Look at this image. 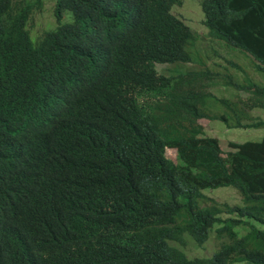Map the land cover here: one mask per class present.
Listing matches in <instances>:
<instances>
[{
  "label": "trees",
  "instance_id": "obj_1",
  "mask_svg": "<svg viewBox=\"0 0 264 264\" xmlns=\"http://www.w3.org/2000/svg\"><path fill=\"white\" fill-rule=\"evenodd\" d=\"M45 1L0 0V77L21 97L0 104L13 128L0 122V177L28 165L14 149L18 138L52 146L58 170L43 165L33 170L43 178L28 175L30 187L0 194V225L38 217L17 246L0 251V264H264V137L232 143L239 150L226 159L217 138L204 148L196 139L220 82L249 93L241 99L249 109L264 108V0H198L205 35L236 54L197 69L185 64L203 62L188 48L200 35L174 13L183 0H56L59 25L32 35ZM158 62L185 70L159 73L150 64ZM232 106L215 117L264 128V120L244 124L248 111ZM36 112L47 125L29 120ZM103 125L121 128L108 136ZM223 186L242 202L194 192ZM54 220L56 238L46 225ZM222 236L211 256L195 249Z\"/></svg>",
  "mask_w": 264,
  "mask_h": 264
},
{
  "label": "clouds",
  "instance_id": "obj_2",
  "mask_svg": "<svg viewBox=\"0 0 264 264\" xmlns=\"http://www.w3.org/2000/svg\"><path fill=\"white\" fill-rule=\"evenodd\" d=\"M46 1H45V4H46ZM55 2H56V0H55ZM44 8H45V6H43L41 11H43ZM41 11H38V12H41ZM38 12H35L33 14V17ZM52 16H53L54 21L49 23V25H46L43 28V30L38 35H40L44 30H47V29L53 30L59 25L58 24V20H57V18L55 16L54 8H53ZM201 20H202V17H201ZM30 23L28 25L29 30H30V27H29ZM201 25L203 26L202 23H201ZM190 27L193 30V32H196V29H195L194 26H192L190 24ZM204 27L207 30V27L205 25H204ZM31 34L33 35L32 32H31ZM211 39H213V38H211ZM213 40L217 41V47L212 45L210 47L209 52L202 53L200 51L197 52L195 49H193L194 43L196 41L193 42L192 46L189 45V47H188L189 49H191L195 53V56L203 55V57H202V61L203 62L198 64L200 68H203V67L204 68L205 67L217 68L216 66H218V65H220L222 63H227V61L232 60L233 57L236 54L235 50L230 49V48L226 47L224 44H222L223 41H221L219 39H213ZM210 52L212 54H209ZM210 57H214V60L211 61V63H209V61H210L209 58ZM150 64H151L152 67L156 68L159 73H164L165 72V73L168 74V73H170V70H174V69L182 70L183 69V66L179 67L178 64H165V63H159V62L155 63V64H152V63H150ZM187 64H194V62L192 61V62L186 63L185 65H187ZM160 66H164L166 69L165 70H161ZM222 69L223 68L220 67V71ZM233 71L236 72L235 70H233ZM262 83L264 85V82H262ZM218 85L222 86L225 89L227 87H230V86H225L222 82H220V83L214 85L213 87H211L210 90L212 91L213 94H214L213 88L218 86ZM18 87L19 86L15 82H14V84H11L10 82H7L5 79L0 77V104H2L3 107L7 105V103H3V102L9 101V99L12 96H16L17 99L21 98L15 91V89L18 88ZM225 89L221 90L220 92L225 91ZM234 89H236V88H234ZM236 90H237V92H236V94H234L235 96L233 97V95H232L230 98L229 97H221L220 94L219 95L214 94V95H216L217 98L216 97L209 98L208 99V105L206 107L207 111L210 113L209 114L210 117L197 118V123L201 126V131H199L197 133V135H196V139L198 141V144L200 146H203V148H204V147H206V145L204 143L209 138H217L219 140V146H220V149H221V154L220 155L224 159L229 157V153H236L239 150V148L234 146L232 143H236V142L241 143V142H246V141H239L238 139H236V140H231L230 139L229 140V146H230L231 150H229L226 153H224V151H223V149L221 147V139L219 137L215 136L214 134L208 133L206 128H205V126L202 123H200L201 120L208 119L209 121H213V122H215V120L222 121L221 118H219V117L221 115H223V114H226V113H227V115L230 114L232 112V109H233V106H232L233 103H238V108L240 107L241 109H244V110L248 111L249 114H248V117L243 121L244 124L253 123V122L258 121V120H264V118H262V117H255L253 115V110L254 109H264V108H251V109H249L248 107H246L245 105L242 104L243 102H242L241 99H243V100L247 99L250 96V94L245 92V91H243V90H238V89H236ZM222 106L225 108V110H223ZM251 111H252V114H251ZM215 114L219 115V117L216 118ZM121 116H123V115H121ZM41 117L42 116L36 112L29 120H36L40 124L45 122L44 123V126H45V124L48 123V119L45 120V121H40ZM2 120L0 119V122H4L8 126L7 130H8V128L13 129L12 126L10 125V122H7V120H10L9 115H8V117L5 120L4 119H2ZM44 126L39 125L38 133L43 134V136H48L49 134L47 133L46 128H45V132H40L44 128ZM102 127H103L102 128L103 132L105 134H107L108 136L111 135L112 132L117 131V130H119L121 128V126H118V127L110 126V127H108V126H104V125ZM227 127H229V126L227 125ZM229 128H231V127H229ZM237 128L248 129V128H252V127L241 126V127H237ZM260 128H262V127H260ZM262 129L264 130V128H262ZM0 135H2V130L0 131ZM263 137H264V135H263ZM263 137H262V139H263ZM261 140H258V141H261ZM7 141H8V144L10 146V142H9L8 138H7ZM247 141H255V140H247ZM44 143H45V145L47 147H43L41 144L37 143L36 142V138L30 144L26 143V144H24V146L22 145V143L20 141V138H18V139H16L14 141V149L16 151H20L21 152V159L23 161H25V163H27L28 165L24 166L23 169H20V167L17 168L16 169V176L14 178L13 177L9 178L8 176H5V175H3L4 178L0 177V194L1 193L2 194H11L10 190H12V189L14 191H16V192H19L18 191L19 187H22V188L23 187H30V183H28V179H27L28 175L34 173L36 175L41 176V178H43V176L41 174H39L37 171H33V170H36L37 168L42 167L43 165H49L50 167H52L54 173H56V171H58L57 170V166H56L55 156H54V148L52 146L48 145L46 142H44ZM168 149H175L176 153L178 155L177 148H169L168 147L166 149V152H165L166 156H168L167 155V150ZM169 158H171V157H169ZM178 159H179V155H178ZM174 162H176V163L178 162V163L183 164V165L185 164V162H183L182 160L180 161V159H179V161H174ZM1 167H2V164H1V160H0V169H1ZM1 173L2 172L0 170V175H1ZM223 187H225V186H223ZM229 187H232L233 189H235V192L237 193V197L232 199L231 201H219V200L215 199V197H213L210 193L206 192V190H214V188H206V189H201V190L196 189L194 192L198 193V195L200 193L201 194L203 193L207 197L211 196L210 198H213L217 202H220V203L227 202V203H229L231 205L238 204V203H233V201H238L239 197L242 200V195L240 194V192H239V190L237 188H235L233 186H229ZM215 189H218V188H215ZM7 190H8V192H7ZM204 200L205 199H203V202H204ZM203 202H202V204H203ZM204 204H207V202L205 201ZM29 217L38 219L37 216H33V215H31ZM29 217L28 216H21V218H20L16 214L15 218H14V216H10L9 218H7L6 219L7 223L5 225H0V251H2V250L8 251V250L12 249L13 247L17 246V242L21 238H23L25 233H26L27 225H29L30 223L33 222V220L31 218H29ZM58 224H60L59 220H54V221L46 224L48 227H51L53 229L54 236H55V231H56V228H57ZM13 227H14V229L11 230ZM23 229H24L25 233H24ZM21 234H24V235H21ZM19 235H21V236H19ZM55 238H56V236H55ZM218 239H220V241H221L220 242V247H219V249L214 251L211 255H213L215 252H217V251H219L221 249L222 243H223V241L225 239H226V241L228 240L227 236H222L221 238L218 237ZM47 240H49V239H46L45 241H47ZM190 242H193V241L190 240L189 243ZM193 244H194V242H193ZM194 247H195V244H194ZM211 255H209V256H211Z\"/></svg>",
  "mask_w": 264,
  "mask_h": 264
},
{
  "label": "rangeland",
  "instance_id": "obj_3",
  "mask_svg": "<svg viewBox=\"0 0 264 264\" xmlns=\"http://www.w3.org/2000/svg\"><path fill=\"white\" fill-rule=\"evenodd\" d=\"M55 5V0H47L45 4V8L43 11L38 12L35 14L33 17L31 23H30V30L33 34H39L43 28L46 25H49V23L53 22V8ZM174 13L176 15H181L187 23L191 24L192 26L195 27L196 32L200 35L198 40L196 41V47H200L199 51L204 53V52H209L210 47L212 45L217 47V41H214L211 39V37L206 36V28L204 25H201V17L202 20L205 18L204 12L202 9V6L198 0H183V3L180 6H177L174 8ZM192 52L193 59H195V53L190 49ZM209 54H212L211 52ZM209 63L214 60V57L209 58ZM242 63H244V58L242 57ZM190 68H198L199 65L194 63V64H188ZM186 67V65H185ZM161 70H165L166 68L164 66H160ZM189 69V68H188ZM185 70V69H182ZM232 73L237 76L235 72L232 71ZM251 74L253 75H259L255 70H251ZM258 78L264 82V77L258 76ZM222 86H216L213 88V92L216 95H219L221 97H233L235 96L237 90L232 88V87H227L225 91L220 92L221 90H224ZM222 94V95H221ZM223 110L225 108L222 106ZM252 114V111H251ZM253 115L255 117H262L264 118V109H254L253 110ZM202 123L207 132L214 134L215 136L219 137L221 139V147L226 153L227 151L231 150L229 146V140H236L238 139L239 141H247V140H261L263 135H264V130L262 128H248V129H243V128H229L227 125L220 121V120H215L209 121L208 119H203L200 121ZM217 126H216V125ZM167 155L171 157L174 161H179L178 155L176 153L175 149H168L167 150ZM207 193H210L215 199L219 201H231L232 199L237 197V193L235 192V189L229 186L225 187H220L218 189L214 190H206ZM211 197V196H210ZM242 200L239 197L238 201H233V203H241ZM220 239L217 237L211 239L203 248H195L193 242L189 243V246L187 245L186 249H198V253H203L204 255H211L214 251L219 249L220 247Z\"/></svg>",
  "mask_w": 264,
  "mask_h": 264
}]
</instances>
